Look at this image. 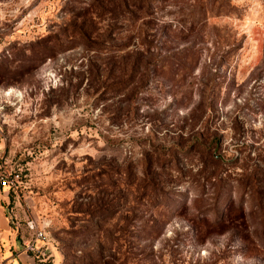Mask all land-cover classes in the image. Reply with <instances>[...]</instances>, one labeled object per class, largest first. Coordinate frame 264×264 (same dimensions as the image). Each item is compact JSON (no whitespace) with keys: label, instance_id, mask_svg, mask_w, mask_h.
<instances>
[{"label":"rangeland","instance_id":"obj_1","mask_svg":"<svg viewBox=\"0 0 264 264\" xmlns=\"http://www.w3.org/2000/svg\"><path fill=\"white\" fill-rule=\"evenodd\" d=\"M4 170L18 264H264V0H0Z\"/></svg>","mask_w":264,"mask_h":264},{"label":"built area","instance_id":"obj_2","mask_svg":"<svg viewBox=\"0 0 264 264\" xmlns=\"http://www.w3.org/2000/svg\"><path fill=\"white\" fill-rule=\"evenodd\" d=\"M18 179H19L18 172H6V170H4L0 174V186L12 187L18 181ZM28 228L32 231L31 238H34L33 240H37L39 236L41 235L40 230L32 222H29ZM33 242L34 241H31V242L28 241L25 244L26 251H29L32 253L37 252V248L34 246ZM0 264H11L8 257L5 258L4 256H2L1 247H0Z\"/></svg>","mask_w":264,"mask_h":264},{"label":"crops","instance_id":"obj_3","mask_svg":"<svg viewBox=\"0 0 264 264\" xmlns=\"http://www.w3.org/2000/svg\"><path fill=\"white\" fill-rule=\"evenodd\" d=\"M1 208H0V247L2 249V245L1 243L8 238V230L7 228L5 227V224L1 218ZM16 252V246H15V243L12 241H10V243L7 245V250H6V256L5 258H7L10 254V252ZM24 257L22 256V253H17L16 254V257H13L11 259H9V261L11 262V264H18V262L20 261H24Z\"/></svg>","mask_w":264,"mask_h":264}]
</instances>
